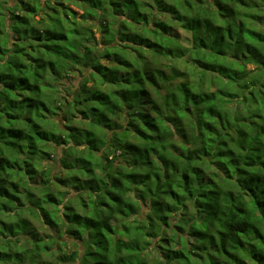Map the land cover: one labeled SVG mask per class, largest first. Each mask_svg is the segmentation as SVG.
Returning <instances> with one entry per match:
<instances>
[{
  "label": "trees",
  "instance_id": "16d2710c",
  "mask_svg": "<svg viewBox=\"0 0 264 264\" xmlns=\"http://www.w3.org/2000/svg\"><path fill=\"white\" fill-rule=\"evenodd\" d=\"M0 264H264V0H0Z\"/></svg>",
  "mask_w": 264,
  "mask_h": 264
},
{
  "label": "rangeland",
  "instance_id": "374dc122",
  "mask_svg": "<svg viewBox=\"0 0 264 264\" xmlns=\"http://www.w3.org/2000/svg\"><path fill=\"white\" fill-rule=\"evenodd\" d=\"M184 35H185L184 37L188 36L187 33H185ZM74 78H75V77H73L71 80H73ZM71 80H70V81H71ZM51 161L53 162V160H51Z\"/></svg>",
  "mask_w": 264,
  "mask_h": 264
}]
</instances>
